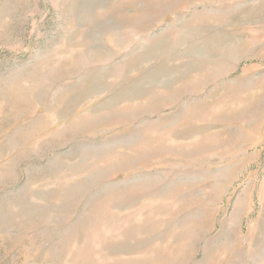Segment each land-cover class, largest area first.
<instances>
[{"label": "rangeland", "instance_id": "1", "mask_svg": "<svg viewBox=\"0 0 264 264\" xmlns=\"http://www.w3.org/2000/svg\"><path fill=\"white\" fill-rule=\"evenodd\" d=\"M0 264H264V0H0Z\"/></svg>", "mask_w": 264, "mask_h": 264}]
</instances>
